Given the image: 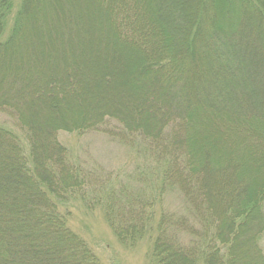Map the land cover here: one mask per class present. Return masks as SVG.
Returning <instances> with one entry per match:
<instances>
[{"label":"trees","instance_id":"obj_1","mask_svg":"<svg viewBox=\"0 0 264 264\" xmlns=\"http://www.w3.org/2000/svg\"><path fill=\"white\" fill-rule=\"evenodd\" d=\"M15 7L0 0V264H100L72 199L121 243L153 237L151 264H264V0ZM61 132L137 163L100 177ZM169 196L180 207L156 211Z\"/></svg>","mask_w":264,"mask_h":264},{"label":"rangeland","instance_id":"obj_2","mask_svg":"<svg viewBox=\"0 0 264 264\" xmlns=\"http://www.w3.org/2000/svg\"><path fill=\"white\" fill-rule=\"evenodd\" d=\"M18 5L19 0H14L16 10ZM5 120L8 119L1 114L0 124L9 126ZM59 141L67 149L71 162L84 164L86 171H95L100 177L105 173L104 176L109 174L112 180L124 179V175L127 176L133 165L137 163L135 155L127 147L104 133L61 132ZM167 205L169 209H176L180 207V200L176 196H169L166 202L158 205L156 211L165 209ZM66 206L62 209L70 214L69 228L85 242L100 264H151L149 261L153 237L150 238L147 234L135 244L126 245L115 237L104 218L102 209L90 211L79 199H72ZM261 247L264 251V237Z\"/></svg>","mask_w":264,"mask_h":264}]
</instances>
